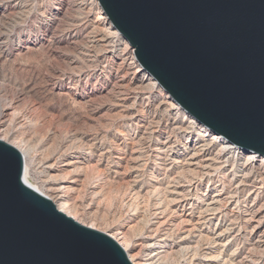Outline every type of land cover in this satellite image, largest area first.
Listing matches in <instances>:
<instances>
[{
  "label": "rangeland",
  "instance_id": "374dc122",
  "mask_svg": "<svg viewBox=\"0 0 264 264\" xmlns=\"http://www.w3.org/2000/svg\"><path fill=\"white\" fill-rule=\"evenodd\" d=\"M98 13L92 0H0V98L21 116L11 139L28 153L30 182L82 224L123 233L140 260L264 264V237L252 233L264 230L256 166L199 155L190 166L197 129L184 132L182 113L173 125L162 88L128 85L119 54L103 52ZM77 166L76 185L64 184Z\"/></svg>",
  "mask_w": 264,
  "mask_h": 264
},
{
  "label": "water",
  "instance_id": "95a60500",
  "mask_svg": "<svg viewBox=\"0 0 264 264\" xmlns=\"http://www.w3.org/2000/svg\"><path fill=\"white\" fill-rule=\"evenodd\" d=\"M145 71L198 123L264 156V0H98ZM0 264H130L23 181L0 141Z\"/></svg>",
  "mask_w": 264,
  "mask_h": 264
},
{
  "label": "bare ground",
  "instance_id": "6f19581e",
  "mask_svg": "<svg viewBox=\"0 0 264 264\" xmlns=\"http://www.w3.org/2000/svg\"><path fill=\"white\" fill-rule=\"evenodd\" d=\"M92 1L96 5V7L98 9V12H99L97 17H96V19H95L96 25L103 27L102 34H100L101 35L100 36V38H101L100 42L103 44L104 49H105L103 52H104L105 55H109V56L114 55L115 53H117V55L119 54L118 57L120 58V61L122 62V64L123 63L125 64V67L127 68V72H130L129 75L131 76V78L128 81V85L132 86V89L134 90V92H135V90L138 91V89L140 88V89H143L145 91H148L147 94H151V95L154 92L158 91L160 88L163 89V87L160 85V83L156 79H154V77L150 73H148L144 69L143 70L145 72H147V73H142V68L143 67L141 66V64L139 63L138 59L136 58L135 49L133 48V46H131V44L126 39H125L126 40L125 41L123 39V37L121 36V34L117 31V29L106 19V17L103 15V13H102V11L100 9V5H99L98 0H92ZM120 82L123 83L124 82V78ZM161 96L163 98L162 99L163 104L167 105L170 108V110L172 111L171 114L173 115L172 117H173V121H174L173 122L174 126H176L175 124L181 125L177 121V115H180L182 113L184 115L183 118H187V119L184 120L186 122L182 121L183 123H186L184 132L187 131V133L190 134L195 129H197L196 130V136H198L200 138V140H201V147H200V149L197 152L195 151L194 153H192L190 155V157L187 158V159H189V163L191 161L190 166L197 164L195 162V160L197 159L198 155L200 156L199 160H203L204 159L203 161H205V162H211L213 164L216 163L219 166H221L222 164L225 166L228 163L230 164V162H232V164H234L236 161H238L239 157H242V162L247 163L249 165L256 166L255 168H257V170L259 171V172H257V171L256 172L258 173V176H259L258 180L261 182L260 188L263 187V185H264V156L258 154L257 152H254V151H252L250 149H243L245 154L241 155V153H242L241 148H239V147L237 148V146H235L234 144L230 143L228 140L224 139L219 134L211 132L205 125L198 123L188 112H186L179 104H177L172 99V97L169 95V93L167 94V92H166L165 95H161ZM2 100L0 98V141L5 143V144H7V145H9V146H11L16 151H18V153L21 155V158L23 160V181H24V183L27 186L31 187L34 191H36L37 193H39L40 195L45 197L48 201H50L51 204L55 207V209L57 211H59L60 213L64 214L65 216H67L69 218H71L73 221L77 222L81 226L96 230L92 225H84V224H82L78 220L75 212H72V211H69V209H66V208H68V206H67V204L65 202L57 201L53 197H51L50 195H46L45 193H43V191L40 188H38L37 186L33 185L30 182V180H29L28 163H27V161H28V153L24 149L23 146L18 145L17 142L14 141V139H11L13 137V132H12L13 129H11V127H13V125L15 123H17L18 121L20 122L19 119H20L21 116L17 112V109L15 108V106H13L11 103H6V102H4ZM197 149H198V147H197ZM188 150H190V149H188ZM164 151H166V150H164ZM193 160H194L195 163H192ZM184 162L187 164L186 161H184ZM52 165L51 164L50 165L47 164V168H49V167L51 168ZM209 166H210V164H209ZM81 167L80 166L78 168L75 167L76 169L73 170L72 176L71 177L69 176L70 177V181L64 182V184L70 183L71 185H76V183L78 182L77 178H79L82 175L83 168L81 170ZM194 167H196V166H194ZM217 169H218V166H217ZM61 170H64V169H61ZM65 171H67V170H65ZM251 171H252V169H251ZM246 172L247 171L245 170V173ZM67 173H68V171H67ZM249 175L244 174L242 176V178H247ZM65 177H67V176L65 175ZM69 177H67V178H69ZM232 177H234V176H232ZM240 184H242V182H240ZM238 186H240V185H238ZM68 187H70V186H68ZM242 187H244V186H242ZM255 187H257V186H255ZM258 189H259V186H258ZM261 192H264V191H254V190L252 191V193H255V197L258 195V193H261ZM211 196H213V195H211ZM218 199H219V195L216 196L213 199L214 201H212V200L211 201L213 203H217L219 201ZM220 201H222V200H220ZM207 204H209V203H207ZM213 215H214V212H213ZM208 218H210V217H208ZM255 229L257 231L256 232H252V233H257L258 237H257L256 241L259 240V239L261 240L264 237V230L263 231H258V229H259L258 226L253 227V231H255ZM252 233H250V234L252 235ZM103 234H105L107 237H109L111 240H113L121 248V250L125 254V256H126L127 260L130 262V264H153L151 261H148V260H140V258L137 255V253H133L132 252L133 248H132L130 242H128L126 240V238H125L123 233L116 231V232H113V233H103ZM219 236H220V234H217L215 236V238H213V241H218V237ZM217 244L218 243H216L215 245H217ZM221 247H223V245ZM213 259L215 260V258L209 256V257H207L206 260L212 261ZM218 259H216V262H217ZM223 262H225V260Z\"/></svg>",
  "mask_w": 264,
  "mask_h": 264
}]
</instances>
